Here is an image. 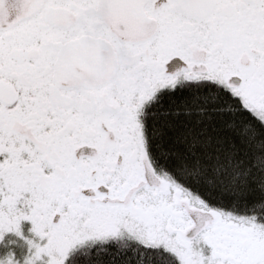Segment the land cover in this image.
I'll list each match as a JSON object with an SVG mask.
<instances>
[{"label": "snow or ice", "instance_id": "1", "mask_svg": "<svg viewBox=\"0 0 264 264\" xmlns=\"http://www.w3.org/2000/svg\"><path fill=\"white\" fill-rule=\"evenodd\" d=\"M0 264H264V0H0Z\"/></svg>", "mask_w": 264, "mask_h": 264}]
</instances>
